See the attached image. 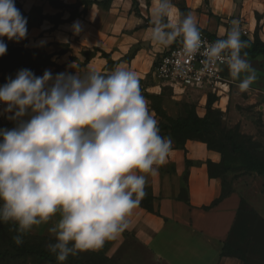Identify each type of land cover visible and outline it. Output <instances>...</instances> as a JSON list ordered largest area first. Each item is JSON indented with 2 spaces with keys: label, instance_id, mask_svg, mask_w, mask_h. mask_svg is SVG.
Masks as SVG:
<instances>
[{
  "label": "clouds",
  "instance_id": "obj_1",
  "mask_svg": "<svg viewBox=\"0 0 264 264\" xmlns=\"http://www.w3.org/2000/svg\"><path fill=\"white\" fill-rule=\"evenodd\" d=\"M149 39L167 48L178 39L181 54L201 52L206 71L222 62L246 92L257 72L244 51L238 21L215 42L202 39L191 13L173 0H151ZM78 35L82 25L71 26ZM27 19L15 0H0V57L6 38L20 42ZM0 115L13 123L0 129V223L11 224L16 245L42 225L47 251L58 264L70 256L101 249L128 227V217L146 195L172 151L148 107L137 74L125 65L110 73L21 69L0 86Z\"/></svg>",
  "mask_w": 264,
  "mask_h": 264
},
{
  "label": "rangeland",
  "instance_id": "obj_2",
  "mask_svg": "<svg viewBox=\"0 0 264 264\" xmlns=\"http://www.w3.org/2000/svg\"><path fill=\"white\" fill-rule=\"evenodd\" d=\"M19 2L23 9L30 13L34 7H40L45 15L55 16L59 13L63 14V19L67 20L70 17V10H55L53 9L47 0H15ZM67 5H77L81 0H61ZM137 7L132 5V9L128 12L126 6L112 7L110 9L93 10L91 15L96 17L98 23V31L107 33L113 38H118L115 42V50L112 52H103L101 48H92L89 50L83 49L77 43L76 34L73 33L71 26L68 25L54 26L45 21L41 26L27 29L26 38L20 42L9 41L4 39V42L8 46L22 47L28 50H42L45 56H53L51 65L42 71V75L45 70H50L53 75L60 72L73 73L74 71L83 73L88 71V61L92 58L102 57V53L113 55L112 63H109L106 59L105 68L97 71L101 74L110 73L118 64H126L131 61L137 46L133 47L128 55H124L130 44H137V42L131 40L133 33L125 32V36L118 34L120 28H124L130 17H140L141 10L139 0ZM144 1V0H141ZM149 1V0H148ZM131 1L129 0V3ZM176 8L180 5L188 7L195 13L196 18L202 23L208 26L209 33H214L220 37L225 35V30L229 29L232 25V21H238L241 29L242 36L245 32L251 29L255 34L258 33L261 39H264V31H262L263 17L258 13L264 6V0H226L227 10L220 11V0H173ZM112 9L114 11H112ZM120 9V10H119ZM84 8H81L83 11ZM112 11V12H111ZM122 14V15H121ZM88 21L86 17L79 20L82 25V29L85 28V23ZM256 24L255 29L252 25ZM145 25V23H144ZM213 27V30L209 28ZM96 31L95 33L97 34ZM250 34V33H248ZM241 36V37H242ZM149 38V37H147ZM105 40V39H104ZM77 42V43H76ZM148 45V51L152 50L151 41H143ZM122 46L120 48V45ZM113 48V49H114ZM160 48V47H159ZM164 48L165 50L168 49ZM162 52L155 58L161 56L165 51L160 48ZM164 51V52H163ZM167 51V50H166ZM66 52V53H65ZM66 54L63 58L60 55ZM123 54L124 58L119 55ZM157 58V59H158ZM62 59V60H60ZM252 67L257 72V80L251 85L250 89L246 92H241L238 89L239 81L233 80L230 77L229 71L225 74L224 79L216 89L211 91L205 90L203 92L197 90H188L183 93H176L172 88L158 81L154 76V65L151 70L144 76L138 77L142 94L148 101V105H153L161 116V124H166L169 120H176L178 118H186L190 114H196L199 117H204L208 109L211 108L215 113V119L220 124V129L224 134L233 136L238 146L249 150L256 158H258L264 164V59L257 58L252 59L247 57ZM61 61V62H60ZM19 69L10 70L6 75V79L9 77L14 78ZM41 75V76H42ZM3 75L0 74V77ZM0 86L1 83H0ZM3 105H0V111L3 109ZM0 122L13 125V123L7 120L3 115H0ZM0 129H3L0 127ZM166 136L173 135L167 133ZM196 137L190 134L188 138ZM209 139L210 137L204 136ZM172 139V140H173ZM177 140V138L175 137ZM175 140L172 142L174 143ZM213 143H216L214 141ZM227 160L225 165L230 168V171L225 175L227 186L233 184L237 186L238 191L244 196L248 207H252L250 201L260 200L264 204V177L259 176L256 173L249 171L248 164L242 155L234 156L230 153V148L226 149ZM250 200V201H249ZM241 227L247 229L250 226L248 218H244L241 221ZM50 225H42L40 228L34 229L24 237V243L22 246L27 247H39L46 249V244L50 240V235L47 231ZM12 226L10 224L0 223V264H41L39 260L34 259L31 256H22L18 252L17 245L13 241L12 237L15 232L10 230ZM37 230V231H35ZM41 231V232H38ZM241 236V235H239ZM238 236V237H239ZM239 247L247 248V240L238 241ZM256 247L253 251L257 254L251 255L253 264H264V234L258 233ZM112 245H105L100 251H87L79 253L84 264H156L151 262L146 255L141 256V250L138 246L133 244L129 245V248H120L114 255ZM113 255V257H112ZM111 256V257H110ZM148 257V256H147ZM138 258L140 260H138ZM46 264V263H45ZM67 264V263H66Z\"/></svg>",
  "mask_w": 264,
  "mask_h": 264
},
{
  "label": "crops",
  "instance_id": "obj_3",
  "mask_svg": "<svg viewBox=\"0 0 264 264\" xmlns=\"http://www.w3.org/2000/svg\"><path fill=\"white\" fill-rule=\"evenodd\" d=\"M130 1L129 3V0H113L112 7L123 5L128 8L129 12L133 5V0ZM220 4H222L220 11L225 12L227 10L226 0H220ZM139 5L141 16L130 17V22L124 28L119 29L120 33L112 32L111 35L125 36L124 31L133 33L128 36L131 40L135 38L133 41L137 44H130L124 55H128L132 48L137 46L135 56L129 63L118 65H125L138 77H144L159 59L157 57L155 61L154 57L162 51L152 42H150L152 50L148 51L147 47L148 45L150 47V44L143 42L150 41L147 38L149 27L144 28V23L151 21V0H139ZM95 9L100 10L101 8L94 5L87 15L81 17H86L88 21L84 22L85 28L76 35L78 41L76 43L86 50L101 48L103 52H112L115 50L114 46L118 38L98 31V19L91 15ZM176 9L180 13L179 8ZM258 13L264 21V6ZM192 15L198 27L207 30L208 26L202 24L194 12ZM256 24L255 22L252 25L254 29ZM261 27L264 31V23ZM209 29L213 30V27ZM96 31H98L97 34ZM248 33H250L248 38L253 41L254 31L251 29ZM210 34L219 38L223 37L214 33ZM261 40L264 42V39ZM172 45L166 50L169 51ZM162 50L165 51L164 53L167 52L164 48ZM60 56L64 58L66 54ZM112 58L116 60L115 57ZM96 59L92 58L88 61L89 70L97 72L105 68V59L103 57ZM222 160L219 152L210 150L203 142L188 140L181 148L177 147L175 142L172 143V151L166 163L159 167L155 176L148 177L145 187L146 195L128 217V227L117 239L108 241L105 245L114 247V255L120 248H129V245L135 244L142 251L141 256L146 255V260L148 258L156 264H243L236 257H221L223 246L228 241L236 222L242 198H245L236 186L230 196L214 205L221 197L223 185L221 178L210 177L207 163L220 164ZM187 162H192V164L188 165ZM250 203L264 218V204L260 200L256 202L251 200Z\"/></svg>",
  "mask_w": 264,
  "mask_h": 264
},
{
  "label": "trees",
  "instance_id": "obj_4",
  "mask_svg": "<svg viewBox=\"0 0 264 264\" xmlns=\"http://www.w3.org/2000/svg\"><path fill=\"white\" fill-rule=\"evenodd\" d=\"M50 6L55 10H70V17L67 20L63 19V14L59 13L55 16L45 15L40 7H34L30 13H27L22 5L15 1V6L20 10L21 14L27 19V29L41 26L45 21H49L54 28L59 27L62 24L71 23L87 15L90 8L94 5L99 6L101 9H110L113 0H81L77 5H67L61 0H47ZM134 6L137 7L138 2L133 0ZM84 8L81 11V8ZM180 13L187 15L191 13V10L184 6H179ZM151 21H146L145 27H150ZM201 32L208 33L199 28ZM242 40L249 44V47L244 49L247 52V57L252 59L263 58L264 59V42L259 37L258 33L255 34V39L252 41L246 36L241 37ZM6 39V38H5ZM179 40V39H178ZM173 43L172 48L176 46L177 42ZM66 53V52H65ZM63 53V54H65ZM135 54L133 55V57ZM102 57L106 59L109 63H112L111 55L102 53ZM53 56H45L42 50H28L22 47H12L7 45V52L4 56L0 57V83L6 82V75L10 70L14 69H30L37 76L42 75V71L51 65V60ZM157 62L154 65L156 67ZM264 70V65H263ZM228 70L226 71V73ZM152 109L156 112L157 116L160 118L159 111L153 106ZM214 111L209 108L207 114L204 117H199L196 114H190L186 118H178L176 120H169L166 124H161L159 121L160 133L162 136H166L167 133L173 135L175 144L177 147L181 148L185 145L188 140L200 141L207 144L210 150L219 152L222 155V163L214 164L208 162V171L211 178H221L223 190L221 197L218 201L214 203L217 205L221 200L227 198L234 192L233 184L227 186L225 175L230 171L227 168L225 162L227 160L226 149L230 148V153L234 156L242 155L247 164L249 171L264 177V164L256 158L249 150L237 145L236 140L233 136L229 134H224L220 129V124L218 120L215 119ZM0 127L11 129L13 125L8 122L1 123ZM190 134L195 135L194 138H188ZM204 136L210 137L209 139L204 138ZM177 138V140L175 139ZM172 140V141H173ZM216 141V143H213ZM188 165L192 162H187ZM152 210V209H150ZM248 218L250 222L249 228L245 229L241 227L242 219ZM11 225V224H10ZM13 227V225H11ZM258 233L264 234V218L253 208L248 207L245 199L242 198L241 206L238 211V216L236 222L230 232L228 241L223 246L221 257H236L242 261L243 264H253L251 255H257L253 249L256 247L257 235ZM241 235V236H239ZM26 236V235H25ZM239 236V237H238ZM247 240V248L239 247L238 242H234L236 239L241 241ZM18 252L22 256H31L34 259L39 260L41 264H58L56 257L50 254L47 250L39 247H27L22 245H17ZM84 264L80 254L76 256H70L64 264Z\"/></svg>",
  "mask_w": 264,
  "mask_h": 264
},
{
  "label": "built area",
  "instance_id": "obj_5",
  "mask_svg": "<svg viewBox=\"0 0 264 264\" xmlns=\"http://www.w3.org/2000/svg\"><path fill=\"white\" fill-rule=\"evenodd\" d=\"M202 39L208 43L215 42L219 37L201 32ZM248 37V32L244 33ZM182 45L180 41L176 46L161 55L155 67L154 76L163 84L169 86L176 93H183L188 90H197L203 92L205 90L211 91L221 85L227 66L222 62H217L202 71L205 68V57L202 55L203 48L200 53L192 57H185L181 54ZM150 111L159 123V117L148 105Z\"/></svg>",
  "mask_w": 264,
  "mask_h": 264
}]
</instances>
